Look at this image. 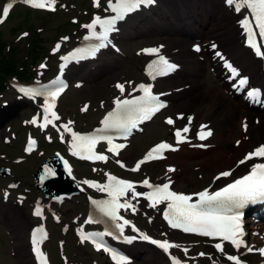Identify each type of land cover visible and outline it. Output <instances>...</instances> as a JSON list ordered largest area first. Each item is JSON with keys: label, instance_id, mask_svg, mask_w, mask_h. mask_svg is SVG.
<instances>
[{"label": "snow or ice", "instance_id": "snow-or-ice-1", "mask_svg": "<svg viewBox=\"0 0 264 264\" xmlns=\"http://www.w3.org/2000/svg\"><path fill=\"white\" fill-rule=\"evenodd\" d=\"M16 0H11L3 8L2 15H0V23H3L9 15V10L13 7ZM20 2L31 6L35 9H46L49 11H55L56 0H20ZM153 0H108L105 11L114 13L109 18L102 19L99 16L93 18L92 22L84 25L89 30V35L85 36V40L97 39L101 43L97 46L103 47L104 41H107L108 34L115 30L117 21L124 19L125 15L135 11L141 5L151 4ZM226 4L230 7H234L237 13H241L242 10H247L252 17L250 21L247 17L241 21L242 27L248 34V44L254 50L257 56L264 57V51H261V46L256 42L257 31L261 40H264V0H225ZM94 7H100L99 0H93ZM254 24V27H253ZM99 26L100 31H95ZM26 35V34H25ZM67 39V38H65ZM60 45L57 44L53 49V52L59 50ZM199 51V48L196 49ZM85 49H76L74 52L69 53L67 56H62L61 60L69 61L70 59L84 58L80 53ZM146 54H157L158 48L144 49L142 50ZM94 54L90 52L89 55ZM158 63L163 66L160 69V74L167 75L169 72L174 71L176 65L170 64L163 56H159ZM45 67V65H41ZM65 65H61L63 70ZM151 67V65L149 66ZM230 67V66H229ZM234 75L235 70H233ZM151 74V73H150ZM155 78V77H153ZM246 80L241 79L239 81L240 86H243ZM52 85L59 84L55 89H50L49 86H40L36 88H20V91L34 99L37 96L44 97L43 120L38 123L36 117H34L29 123L37 125L42 130L52 125L56 127L55 121L60 117L54 111L55 101L57 97L63 92L65 85L60 83V78L51 82ZM115 87L124 93V85L116 84ZM139 90L143 92V96L137 99H116L114 101L116 107L113 111L107 113V115L101 121L103 127L97 129V134H78L71 128L72 122L69 121L66 124H62L59 128L63 129L64 133H68L71 136L70 152L73 156L80 159L90 161H107L108 157L103 154H97L95 146L101 140H104L109 145L107 151L114 155L119 154V150L125 147L123 144H113V139L109 135H102L100 133H107L109 130H117L122 132L126 137L131 129L137 126L138 122L151 119L152 115L159 112L166 105L159 100L158 96H155L151 92L150 86L144 85L138 86ZM135 90V89H134ZM249 96H253V92L248 93ZM85 106L83 110H86ZM183 119L181 115L178 117ZM189 124H191V117H188ZM167 124H174L172 118L166 120ZM246 129V125L244 126ZM205 125L201 126V130L197 133V137L201 140L211 136V131H205ZM59 130V129H58ZM190 131L186 125L182 129H177L175 137L177 143H183L187 141L185 135ZM61 140H64L63 134H61ZM35 142L30 140L29 144L32 145ZM30 150V148L28 149ZM166 150L175 151L171 145L161 142L151 148L145 156L136 163V166L131 171H138L140 166L150 160L163 159V152ZM253 158H264V145L257 147L252 152L248 153L243 160H240L239 164H244L246 161ZM119 163V161H118ZM65 169L71 174V169L68 166L67 161L64 162ZM124 167L123 164L120 165ZM95 170V169H94ZM168 171H175L173 168H169ZM51 174V172H49ZM107 182L103 185L94 181L85 180L82 183L87 184L91 188H95L100 192L107 193L108 199L96 201L93 200L92 204L96 209L104 216L110 218L112 221L122 220V217L118 215L119 209L131 208L133 212L136 211L135 205L130 200H125L121 203L122 197H127L129 194L132 200L138 197H143L149 201L150 207H157V205L166 203V208L163 210L164 219L167 220L169 226L174 229H181L186 233H196L205 237L219 238L222 241L229 242L233 247L239 250L242 246H245L244 231L242 227V212L240 211L249 203H255L257 201H264V163L254 164L251 171L243 177L236 179L234 182L227 184L225 187L220 188L218 191L210 192L208 189H204L201 192L193 194L196 199H193V195H186L171 190V184L164 183L162 185H153L147 179L142 182V186L150 189V191L140 193L135 190L136 186L129 181L118 179L110 174H105ZM231 172L225 171L219 174L216 179L220 177H228ZM14 187V185H13ZM34 215L41 216L42 212L39 208L34 211ZM93 218L90 216L86 223H92ZM129 224V221L123 220V223H117L116 227L123 233L124 226ZM111 233L102 234H81L82 240H90L94 235H109ZM47 238L43 231V228L35 229L32 233V251L35 254L39 264H47V258L40 250L39 245ZM143 239L148 240V236H143ZM153 244H156L159 248L163 249L166 253L170 248L177 247L169 241H157L152 240ZM95 243V241H94ZM96 248L99 250L103 247L105 252H110L112 259L116 264H126V260L123 256H119L117 253L112 252L109 248L96 243ZM215 248L218 251H223L221 243H217ZM249 252L253 251L252 248L247 249ZM187 253V249H184ZM259 253L264 256V248L258 249ZM201 256L205 255L200 253ZM227 259L232 261L233 264H241V261L237 256H227ZM173 264H180V261L173 258Z\"/></svg>", "mask_w": 264, "mask_h": 264}, {"label": "rangeland", "instance_id": "rangeland-1", "mask_svg": "<svg viewBox=\"0 0 264 264\" xmlns=\"http://www.w3.org/2000/svg\"><path fill=\"white\" fill-rule=\"evenodd\" d=\"M5 0H0L1 3ZM66 5L64 8L59 7L58 11L54 13H45L41 11H35L30 10L22 5H18L14 8L12 11L9 19L0 25V32L3 36L2 41L5 43L6 46H10L12 49L16 51L17 56H24V54H29V50L35 49L33 51L34 53L39 50V58L37 61L33 62L32 58L27 59L28 62V68L30 70L31 76L36 74L37 68H38V62L43 58V56L48 55L47 50L48 47L51 45L53 40L57 39L59 36H62L63 34H71L72 39H75L76 36H74V32L77 26L75 25H69L70 18L72 16L78 15L80 16L83 21L87 18L84 16L86 11L91 10V0H63ZM221 2V0H220ZM159 7L164 8H170V6L167 5V2L165 0H162L159 4ZM174 8L179 10V6L175 5ZM156 12H161L158 9ZM147 15V14H145ZM142 16V15H140ZM145 17V16H144ZM143 17V18H144ZM146 25H152V20L147 19L145 20ZM177 25L180 27H183L184 21H176ZM166 25H169L168 23ZM173 26V25H172ZM26 31V32H24ZM34 33V36L36 37L35 47H31L30 44L31 41V34ZM27 34V35H25ZM119 38V37H118ZM161 39V35H145V36H134L129 37L127 40L119 38L120 43V52H112V51H105L103 52L99 58H97L94 61L85 62V63H78L72 67V71H70V77H71V88L64 94V96L61 98L59 102V109L63 113V115H68L69 117L73 118L75 121V126L79 129H89L93 124H96L98 121L99 116L102 113V106H109V100L112 95L116 93L114 88V81L121 80L124 82H129L132 79L139 80L143 79L142 76V65L145 61V58L142 56V53L140 52V47L144 45H153L156 42V40ZM187 40V39H186ZM192 39H188L187 44L190 45ZM165 44V43H164ZM167 47V44H165ZM47 48V50H45ZM167 53V50H164ZM190 54H192L191 50L189 49ZM3 54L2 47H0V62H2L3 57L1 56ZM31 54V53H30ZM171 55V54H169ZM194 56H197V54H193ZM5 56V55H4ZM173 59L177 60L180 63V70L175 72L170 77L163 79L159 84L156 85V89H164L169 88L172 89L173 87H170L171 85L179 84V80L182 77V69H183V63L181 59L175 58L173 55H171ZM108 70V76H107V83L110 90L104 91L103 93H96L94 95L89 94L87 92L89 84L94 83L95 81L99 80L97 77H95L94 73L99 69H105ZM96 70V71H95ZM87 72V75L84 74ZM210 79H215V83H218L217 77L211 72V69L206 70L205 72ZM75 74V75H74ZM90 74H93L90 75ZM103 75V74H102ZM101 75V76H102ZM76 80H80L81 82H78ZM176 87H182V85L176 86ZM196 90V89H195ZM199 90V89H198ZM195 92V91H194ZM203 92V90H202ZM177 93H180L178 91ZM185 95V94H183ZM171 102L169 107L166 109L165 112L159 114L157 117L153 119V121L149 124H147L142 132L137 133L133 136L131 143L128 145L126 150L121 154V158L124 159L126 162L131 163L132 160L139 156L142 151L151 143L154 141H157L158 139H170V130L171 127L167 126V124L164 123L162 120V117L165 114L174 115V113H186V115H190V113H194L196 115V109L193 107H185L181 106L182 97L174 96L171 94ZM14 100H20L16 96H14L10 89L8 88H0V107L3 105V101L8 102V105L3 107L7 109L10 104ZM235 100V99H234ZM22 101V100H21ZM83 101H89L90 106L88 109V112L86 114L80 113L79 106ZM181 101V102H180ZM236 103H238V99L235 100ZM31 108L30 112L33 110V106L30 104V102L25 101L23 103H20L18 105L19 112L16 116L9 118L8 120H4L0 123V152L1 153H7L9 156V161L11 162L12 158L19 154L18 148H17V141H14L12 145L5 146L2 141V135H7L9 132L7 131V125L8 123H12V130L18 131L21 129V132H24L23 128H19L20 125V119L26 118L27 115L24 114V111L27 108ZM191 109V112L188 111ZM191 116H184L183 119H181L180 122H186V119ZM238 117V116H237ZM230 117L226 121L222 122V126H225L226 124L230 123V121H233L236 123L238 121V118ZM200 120L204 119H195V123H197ZM202 122V121H201ZM218 124V123H217ZM211 128L213 129V136L206 142L211 148H215L216 146H219L218 144V137H217V129H219V125H216L215 123L210 124ZM152 129H156L154 135H150L149 131ZM194 131V129H193ZM192 131V132H193ZM235 135L230 136L228 138V143L224 146H222L224 150V156L227 159L224 161V163L220 162L221 159H217L214 162H212V159L210 157L206 156V154L198 156L196 158H193L191 160L184 161L182 158L183 153H185L187 150L189 151L190 148L187 144H183L176 152L170 153V157L172 160H164L161 163H154L156 167L160 168V173L163 168L167 167L169 164H173L176 166V170L171 173L170 175L158 179V178H151V180H159L162 181L165 178L169 179L171 175H177L181 176L186 175L187 178L186 182L188 183V187H193L192 189H198L199 187L206 185L210 181V177L216 173L217 171L229 167V165L232 163V161L236 158H239L244 149L239 152H234L233 149L237 148L238 146L233 144V140L235 139ZM54 147H57L56 145L50 146L47 151H51ZM135 147H138L139 151L136 155H134L132 158L127 159L125 155H127L131 149H135ZM29 161L21 163L16 166H12V170L15 172V177L20 179L21 185L23 188H29L31 187V177H30V171L32 167L34 168L37 163L41 160L42 157L37 156L36 154L32 157H29ZM183 163V165H181ZM195 163V164H193ZM0 164L2 165H8L9 162H6L5 159H0ZM106 167L109 169H113L117 174L120 175H127L133 178H140L141 176L147 174L146 168H143L140 172L137 174H129L126 172H123L119 170L118 168L113 166V163H109ZM76 168L78 170L83 171L85 167L76 165ZM166 171V170H165ZM164 171V172H165ZM167 172V171H166ZM87 175H91V173H87ZM7 181V179L3 180L2 183L4 184ZM29 184V185H28ZM173 187L175 188V184L173 183ZM36 192V191H35ZM40 193V191H38ZM37 194V192L35 193ZM29 200V199H28ZM0 205H3L2 207L3 212H0V264H20L19 262V250L18 247L14 244V238L12 236L11 230H9L6 227L7 218H11V209H18L20 213H23L26 218V227H24L21 231V236L24 238V246H25V253L28 254V245L26 240V231L28 227L31 224H34L37 222V220L33 219L29 215V206L28 201H25L21 206L17 205L15 201L12 199L6 203H0ZM85 210V202L83 197L77 196L71 201L66 202L61 208L60 211L62 212V215L64 219H69L72 217L73 213H80L84 212ZM142 210L139 211L137 217H139V222L146 226L147 228L156 230L158 226V222H152L147 223L146 217L143 214ZM5 223V224H4ZM49 228L51 230V238L46 243V247L49 249L54 264H61L58 252L56 250V240L61 237L59 233V226L55 225L51 222L48 223ZM162 230H159L157 232H161ZM158 233V234H159ZM66 239L65 243V250L67 255L70 259L75 260L77 264H90L91 259H96L98 262H102V258L98 256L97 254L90 252L87 247H81L76 245L74 239L71 237V234H68L67 236H64ZM191 241H194L196 239L190 237ZM188 239V238H186ZM149 252H142L143 249L137 248V251H141L137 254H135L136 251L133 252V249H131L132 253L134 254V261L133 264H150V261L147 258L149 253H159L154 248L150 247ZM130 251V250H129ZM130 251V252H131ZM160 263L158 260L157 264H167L166 260L162 255L159 253ZM91 257V258H90ZM31 259V258H30ZM204 261L207 263V259H204ZM30 263L33 264L30 260Z\"/></svg>", "mask_w": 264, "mask_h": 264}, {"label": "bare ground", "instance_id": "bare-ground-1", "mask_svg": "<svg viewBox=\"0 0 264 264\" xmlns=\"http://www.w3.org/2000/svg\"><path fill=\"white\" fill-rule=\"evenodd\" d=\"M170 8L159 7L160 0H154L147 8L153 9L150 14L145 15V11H139L129 16L121 25L116 35H120L123 40L129 39L128 36H145V35H161V39L156 40L158 43H165L167 47H164L161 52L173 55L177 59H181L183 63V69L181 74V80L179 84L171 85L170 87L176 88V86L182 85L183 89L180 93L174 89L172 94L174 96L182 97L181 106L193 107L196 109V115L193 119H204L201 121L209 124L215 123L219 125L217 129L218 144L215 148L206 149H191L183 153L182 158L184 161L191 160L198 156L206 154V156L212 159L214 162L217 159H221L220 162L224 163L225 158L224 150L222 146L228 143V138L235 135V140L238 147L233 149L234 152L241 150H249L259 142L264 141V112L258 108L248 106L247 102L242 98L238 103L235 102V96L230 93V85L227 83L229 80L228 69L222 68L218 57L212 56L211 45L215 44V49H219L229 57L233 63L239 66L244 73L250 75V78L254 84L261 85L264 88V57L257 56L254 50L249 49L245 44V29L240 25L238 26V19L242 21L245 17L249 18L251 15L247 10H243L241 13L235 14L232 11V7L225 4L224 0L221 3L220 0H165ZM179 6V10L174 6ZM144 8V9H147ZM161 12H156V10ZM142 15V16H140ZM145 16V17H144ZM144 17V18H143ZM152 20V25H146L145 20ZM185 21L186 24L183 27L177 25L176 21ZM169 25H166V24ZM173 25V26H172ZM190 35L194 38H200L203 43L205 52L201 55L194 56L190 54V45L186 42V36ZM196 42H192L191 45H195ZM203 52V51H202ZM225 59H227L225 57ZM232 66V65H231ZM207 67L212 68L215 71L218 83L213 84V80L205 73ZM108 69L95 70V77L99 80L89 84L87 92L89 94L103 93L110 90L107 83ZM224 70H227L225 73ZM103 74V75H102ZM75 75V74H74ZM87 75V72L84 74ZM93 76V74H90ZM102 75V76H101ZM168 78V77H167ZM169 89L164 88L157 91H163ZM196 89V90H195ZM199 89V90H198ZM203 90V92H202ZM195 91V92H194ZM66 91L62 94V96ZM185 94V95H183ZM170 101V99H169ZM23 103L22 101H13L10 108L0 109V122L8 120L18 114V105ZM188 111L191 112V109ZM238 116V117H237ZM230 117H237L238 121L234 120L230 123L222 126V122L226 121ZM257 118V122L253 120ZM242 119L247 122V129L243 132L241 129ZM153 118L149 121L151 123ZM194 121V120H193ZM218 123V124H217ZM196 124V125H197ZM211 126V125H209ZM156 129L149 131V134L154 135ZM239 142V143H238ZM139 151L138 147L131 149L130 152L125 155L127 159L132 158ZM168 160H172L169 156ZM173 161V160H172ZM239 159L236 158L232 161L229 167L221 169L217 172L229 169L231 175L228 177H220L219 179L211 180L208 184L199 187L198 189H192L188 187L186 182V175L181 176L172 175L169 180H172L175 184V191L183 194H192L202 188L211 187L215 183L219 184L226 181L229 178L235 176L240 170ZM195 164V163H193ZM246 163L244 165H247ZM183 165V163H181ZM171 166L168 165L166 169ZM146 172L155 177V170L160 169L156 167L154 163L145 165ZM164 168L159 174L164 173ZM177 171V170H176ZM164 205L154 208L155 213L152 214L153 220L157 222L162 221L159 218L161 210L164 209ZM3 207L0 206V212H3ZM11 218H7L6 227L11 230L14 238V244L18 247L20 252L19 262L20 264H31L30 254L25 253L24 238L21 236V231L26 227L27 218L23 213H20L18 209H11ZM76 215V214H74ZM5 224V223H4ZM26 239L28 238V231L26 232ZM137 248L143 249L142 252H149L150 248L147 245H137L133 247L135 254L141 252L137 251ZM252 248L251 245L245 248H240L236 252L244 253L249 258L259 257L258 254L249 252L247 249ZM241 255L242 257H245ZM150 264L160 263V257L157 253H149L147 258ZM261 259V258H260ZM259 259V260H260ZM33 262V260H31ZM34 264V262H33ZM131 264V263H130Z\"/></svg>", "mask_w": 264, "mask_h": 264}, {"label": "trees", "instance_id": "trees-1", "mask_svg": "<svg viewBox=\"0 0 264 264\" xmlns=\"http://www.w3.org/2000/svg\"><path fill=\"white\" fill-rule=\"evenodd\" d=\"M2 46L3 44L0 42V47ZM1 56L3 57V60L2 62H0V87H3L2 82L6 79L7 76L16 73L19 76L23 77L26 70L19 69V67L17 66L18 59L14 56L13 51L7 52V54H1Z\"/></svg>", "mask_w": 264, "mask_h": 264}, {"label": "water", "instance_id": "water-1", "mask_svg": "<svg viewBox=\"0 0 264 264\" xmlns=\"http://www.w3.org/2000/svg\"><path fill=\"white\" fill-rule=\"evenodd\" d=\"M60 184H61V182H60ZM57 185H59V183H58ZM45 188H46V189H45L46 191H50V190L54 189V188H52V187H48L47 185L45 186Z\"/></svg>", "mask_w": 264, "mask_h": 264}]
</instances>
